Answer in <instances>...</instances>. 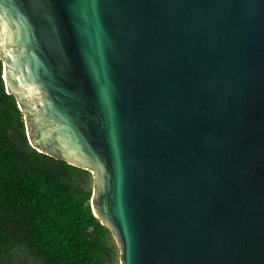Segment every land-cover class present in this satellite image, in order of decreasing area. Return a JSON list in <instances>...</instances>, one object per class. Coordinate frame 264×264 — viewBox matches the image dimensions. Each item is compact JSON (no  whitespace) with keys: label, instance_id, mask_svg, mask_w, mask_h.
Returning a JSON list of instances; mask_svg holds the SVG:
<instances>
[{"label":"water","instance_id":"1","mask_svg":"<svg viewBox=\"0 0 264 264\" xmlns=\"http://www.w3.org/2000/svg\"><path fill=\"white\" fill-rule=\"evenodd\" d=\"M0 61L120 264H264V0H0Z\"/></svg>","mask_w":264,"mask_h":264},{"label":"trees","instance_id":"2","mask_svg":"<svg viewBox=\"0 0 264 264\" xmlns=\"http://www.w3.org/2000/svg\"><path fill=\"white\" fill-rule=\"evenodd\" d=\"M91 176L30 145L0 61V264H115L117 245L91 207Z\"/></svg>","mask_w":264,"mask_h":264},{"label":"rangeland","instance_id":"3","mask_svg":"<svg viewBox=\"0 0 264 264\" xmlns=\"http://www.w3.org/2000/svg\"><path fill=\"white\" fill-rule=\"evenodd\" d=\"M93 183H94V179H93L92 176H91V186H93ZM114 241H115V240H114ZM115 264H120L118 258H117V262H116Z\"/></svg>","mask_w":264,"mask_h":264}]
</instances>
